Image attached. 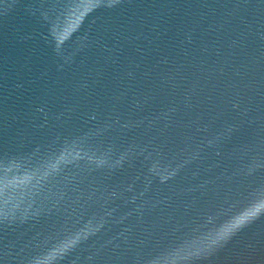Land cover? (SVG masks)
<instances>
[{"label":"water","instance_id":"obj_1","mask_svg":"<svg viewBox=\"0 0 264 264\" xmlns=\"http://www.w3.org/2000/svg\"><path fill=\"white\" fill-rule=\"evenodd\" d=\"M0 264H264V0H0Z\"/></svg>","mask_w":264,"mask_h":264}]
</instances>
